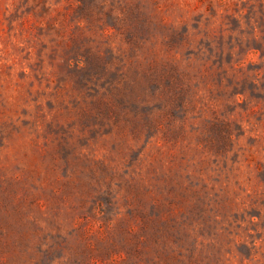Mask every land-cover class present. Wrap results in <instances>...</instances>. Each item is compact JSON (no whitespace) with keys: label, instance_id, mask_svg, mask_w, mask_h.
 I'll use <instances>...</instances> for the list:
<instances>
[{"label":"rangeland","instance_id":"obj_1","mask_svg":"<svg viewBox=\"0 0 264 264\" xmlns=\"http://www.w3.org/2000/svg\"><path fill=\"white\" fill-rule=\"evenodd\" d=\"M0 264H264V0H0Z\"/></svg>","mask_w":264,"mask_h":264}]
</instances>
